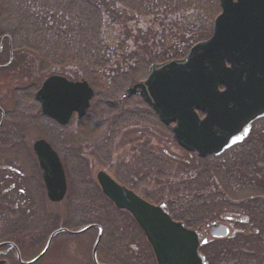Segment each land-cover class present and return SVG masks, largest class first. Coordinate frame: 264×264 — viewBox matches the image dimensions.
I'll return each mask as SVG.
<instances>
[{
	"label": "trees",
	"instance_id": "1",
	"mask_svg": "<svg viewBox=\"0 0 264 264\" xmlns=\"http://www.w3.org/2000/svg\"><path fill=\"white\" fill-rule=\"evenodd\" d=\"M5 1L3 0V3ZM213 1V6L217 7L219 11V0ZM204 8L203 0H8L4 6L0 5V24L5 26V31L11 33L15 50L18 46L19 52H17L20 55L24 51L23 49L28 50L31 60H27V62L23 60V65L33 64L32 59L35 57L37 69L41 74L45 73L46 75L61 70L60 68L67 72L68 68L71 70L74 67L78 72L77 78H86L90 82L94 88V96L86 115L76 119V121L79 127H83V124H86L84 123L85 120L90 119L91 114H93L95 126L88 134L91 135L90 138L74 137L72 139L74 141L73 152L76 150L78 154L75 152L74 154L79 157L82 153L80 148H88L95 154H99L98 157H103L101 159H107L111 151L114 152L115 139L121 131L134 128L139 123L141 125L148 123L152 126H162L156 117L157 120H146L142 115L134 112L116 118L122 115L124 111L127 112L131 106H140L136 96H126L119 102L108 104V109L111 111L107 112L112 114L105 113L100 120L96 118L102 112V108L97 107L102 99H116L123 92L124 87L139 80L138 76L134 75L136 63L141 62L146 56L149 67L157 59L163 57L157 56L153 50L159 51L160 49L163 51V46L170 47L169 42H164V40L159 42L154 38L156 30L153 32L151 29L153 38H146L144 34L146 32L141 30L142 18H151L162 14H180L189 25L185 27L178 23L179 25L174 26L181 27L180 31L183 34L189 31L195 32L189 39L184 38V41L193 43L204 37H201V30L189 28L195 24L191 22L199 20L201 9ZM122 14L130 20H128L129 22L114 20L115 24L118 25L117 27L135 28L127 34L129 36L122 37L118 41V47H113L104 38L107 18L113 20ZM150 23L154 24V21H150ZM159 24L162 25L163 23L160 22ZM171 24L173 25V23ZM165 25L157 29L158 32L163 34L170 32L171 29L167 30ZM169 39L174 41V45L180 37L174 33V35L169 34ZM128 41L132 44L127 43ZM143 42L147 43L144 44ZM171 56L173 55H170L169 58ZM93 71L98 74L95 76L89 74ZM31 95L30 101L34 102ZM132 98L133 100H131ZM141 104L144 106V103L141 102ZM30 109H32L31 105ZM48 121L52 123H50L52 127L58 128L56 134L53 135L54 133H52L49 138L54 144L56 143L53 139L62 136L65 130H68L69 133H75L72 129L71 131L68 129V125H58L52 120ZM100 123L104 124L101 125ZM257 124L264 127V117L258 120ZM98 125L100 128L105 127V129L99 130ZM67 137L68 135H65V140ZM150 142L147 140L142 143V150L134 161L137 164L120 169L124 172V175L119 176L120 180L131 187H138V184L141 181L144 183L145 178L149 176L155 180V183L159 182L157 170L161 167L166 170L171 165L167 159L154 150ZM258 145H260V140L258 137H253V131H251L247 138L236 145L237 149L242 147L246 148L245 150H240L239 153L234 154L232 147H230L220 155H208L203 158L211 166L214 164L215 166L223 165V162H228L233 158V168H229L226 175L235 186L231 185L232 188L229 192H232V196H237L236 193L241 190L250 191L251 193L245 196L246 198H228L222 191L218 192L213 188L212 176L204 171L196 173L190 180L182 179L180 181L175 192L179 194L177 198L180 200L179 204L177 203L180 206L179 210L166 203V207L173 218L181 220L188 227L193 228L202 226L203 222L207 223L211 219H217L220 213L224 211L225 213L231 211L240 213L242 216L247 215L251 218L256 230L250 235L239 232L235 236L213 239L214 242H211L213 244L212 252L206 253L208 264H264V188L260 185L262 180L259 182L260 178L264 177V168L259 170L254 168L257 161L255 159L258 158L256 156L258 151L255 149ZM223 158L226 160H222ZM80 165H82L83 172H86L84 178L83 176L78 178ZM71 167L73 168L74 184H76L78 192L82 194V198L86 200L88 210L96 213V215H92L97 220L98 217L104 220L105 222L100 221V223L104 228H107V224H112V221L110 218L107 219L106 215H100L99 212L107 207H115L102 194L97 182L90 176L86 157L83 155L82 158L80 157L79 163H76L75 166L72 164ZM149 169L150 171H148ZM152 169L154 175L151 174ZM224 169L227 168L222 167L223 172ZM222 174L220 172L219 176L225 183L226 176ZM169 190H171L169 194L175 191L170 187ZM88 192L94 194L93 199L91 195L85 196V193ZM155 196L161 198L158 193ZM83 204L78 206L79 213L85 212L84 209L87 208L86 206L83 207ZM132 221L140 230L136 222L133 219ZM145 247L146 250L141 252L142 256L145 255L152 264H156L149 244L146 243Z\"/></svg>",
	"mask_w": 264,
	"mask_h": 264
},
{
	"label": "rangeland",
	"instance_id": "2",
	"mask_svg": "<svg viewBox=\"0 0 264 264\" xmlns=\"http://www.w3.org/2000/svg\"><path fill=\"white\" fill-rule=\"evenodd\" d=\"M5 2L8 3V0ZM5 2L3 3V0H0V5L4 6ZM203 3L205 4V8L201 9V16L198 18L199 20L197 22H191L195 24L189 28H197L201 30V37L204 36L203 39H205L208 37V34L212 33L214 21L213 17L217 13L218 8L213 6V0H211V2L210 0H203ZM117 19L120 21L130 20L129 18H126L124 14L117 16L113 20L107 18L104 38L106 42L113 47H118V41L122 37L129 36L127 34L135 28L129 29L127 27L124 28L123 26L117 27L118 25H116L114 21ZM150 21H154V24H151ZM160 22L163 23L162 25L166 24V29H171V31H164V34L158 32L157 29L162 26L159 24ZM186 22L187 21L184 17L180 16V14H162L151 18L143 17L141 20V30L146 32L144 33L146 38H153L151 29L153 32L156 30V35L154 36L156 40L159 42L163 40L164 42H169L168 45H170V47L163 46V51L160 49L159 51L153 50L157 56L161 55L163 56L162 58L165 57V59H168L170 55H173L171 57H181L186 53V48L188 49L189 47L187 46L191 43L184 41V38L189 39V37L195 33L193 31H189L183 34L182 31H180L181 27H175L178 23L182 26L188 27L189 24ZM171 23H173V25ZM143 24L146 25L144 26ZM4 28L5 26L0 24V35H11V33L9 31H5ZM174 33H176L180 39L173 45L174 41L169 39V34L174 35ZM127 43L132 44L129 41ZM143 43L146 44L147 42ZM17 47L16 50L15 47H13L14 54L11 55L9 61L6 62L7 47L3 46L0 63H5L6 65L0 64V105L3 108H6L9 112L18 111L16 109L14 110L17 105L20 109L24 107L28 110L31 118L28 116L29 119L26 120V123H24V120H19L21 118L15 115L7 119V122L12 125V128L18 127V131L20 132L22 129L24 133L22 132L17 135L14 130L11 132V130H9L10 126H7V124L0 130V165L10 164L17 170L16 172L14 169L9 167H3L4 169H2V166H0V225L5 223L13 224V226H10L9 229H6V227L5 231H0V239L11 238L14 240L33 242L34 246L29 248V250L26 249L24 252L28 257L40 251L49 232L57 226H68L71 229H75L85 225L86 223L95 222L101 225L100 221L105 222L104 220H101L100 217H98L97 220V218L92 215H96V213L91 212L90 209L88 210L86 200L82 198V194L78 192L77 186L74 184L73 168L71 166L72 164L75 166L76 163H79L80 157L82 158L83 155L86 157L88 162V172L94 180L96 179L95 174L99 169H104L116 179H120L119 176L124 175V172H122L123 170L121 171L120 169L137 164L134 161H136V156L142 150V143L150 140V145L153 146L154 150H156L163 158L167 159L171 165L166 170L163 169L164 167L157 170L159 182L155 183V180L149 176L145 178L144 183L141 181L140 184H138V187L135 186L134 188L142 196L150 197V199L154 201L163 200L173 206L174 209L178 208V210L180 206L177 205V203L180 202V200L177 199L179 194L175 192L178 189L180 181H182V179L190 180L196 173L199 172L202 173L205 171L208 175H211L214 182L213 188L218 192L222 191L228 198H246L245 196L251 193L250 191L241 190L239 193H236L238 194L237 196H232V192H229L232 188L231 185L233 187L235 186L232 181L228 180V175H226L229 168L231 169L232 167L233 158L228 162H223L224 166H215L214 164L213 167L208 165V163H206L203 159L204 157H201L195 152L186 150L180 146L173 137L171 126L165 125L161 122L162 126H152L148 123L147 125H141L139 123L134 128L121 131L115 139V150L114 152L111 151L110 156L107 157V159H101L103 157H98L99 154L97 155L91 151V149L85 147V149L80 148V151L82 150V156L78 155L79 157H76L74 152L76 154L78 153L76 150L73 152L74 147H72V145L74 144V141H72V139L74 137L90 138L91 135L88 134L95 126L93 123L94 116L91 114V120H85L84 123L86 124H83V127H79L77 125L76 118L73 116L72 121L68 124V129L70 131L72 129L75 133H69L68 130H65L64 134L68 135L67 140H65L64 134H62V136H58L59 138L56 137L53 139L56 143V148L58 147L62 153L58 152L61 160L66 166L65 170L68 181V191L63 200L59 202L50 201L43 188L40 171L31 146L35 139L41 137L49 139L51 137L50 135L54 132L52 128L49 129L46 125L44 126L40 121L33 118L36 111L34 109L29 110V106L25 102L27 99H24L23 101L21 98V95L24 92L22 87L25 85L30 86H28L29 91L25 94L27 98L30 97V94H32L33 90L38 87L39 83L45 77V73L41 74L38 71L35 57L32 59L33 64L27 63L23 65V60L27 62V60H31V57H29L30 55L26 49H23L24 51L21 52L20 55ZM162 58L157 59L155 63L165 60ZM60 69L61 70L53 71L51 73L65 74L71 79L78 77V72L74 67L71 70L68 68L66 70L67 72H64L62 68ZM148 69V61L145 56L141 62L136 63V67L134 69L136 72L134 75L138 76V79H143L146 76ZM89 74H93V76H95L98 73L93 71V73ZM124 91L125 89H123V92ZM126 96L129 95L125 94L120 101ZM110 100L115 99H102L101 103H98L97 107L102 108V112L96 117L98 120H100L102 115L108 113L107 111H111L108 109V104H113L115 102H109ZM131 100H133V98ZM130 109H132V111H130ZM139 109V105L131 106V108L127 109V112L124 111L122 115L116 118L122 117L131 112L139 114ZM108 114L111 115L112 113ZM86 117L89 118V116ZM258 120L260 119L254 121L250 130L253 131V137H258V140H260V145H258L255 149L258 151L256 155L258 158L255 159L257 160L255 163L256 166L254 167L256 170L264 168V127L259 126L258 124L256 125ZM98 127L100 128V125H98ZM101 129L104 130L105 127H102L99 130ZM249 134H251V132ZM236 145L232 146L234 154L239 153L240 150L246 149L242 147L237 149ZM222 160L226 159L223 158ZM222 167L227 169H224L223 172ZM154 169L156 170V168ZM148 171H150V169ZM220 172L226 176L225 183H223L219 176ZM152 173L153 169L151 170V174ZM85 174L86 172H83L82 165H80L78 167V178H80V176H83L84 178ZM259 182L264 188L263 176L260 178ZM11 184L12 187H10ZM6 187H8L7 192L10 191L11 194L2 196L1 193L4 191L2 189H5ZM169 187L175 190L173 191L174 193L172 192V194H169L171 191L169 190ZM21 188L25 189L24 193L19 192ZM89 193L90 192L85 193V196L88 197L91 195L93 199L94 194ZM156 193L161 195V198H157L155 196ZM82 204L83 207L86 206L87 208L84 209L85 212L79 213L78 206L80 207ZM104 204L106 205V202ZM218 207H220L219 204ZM102 210V212H99L100 215H106L107 219H111L112 224H107V228H104L103 225H101L103 227V237L97 251L98 259L102 262H114L116 264H152L148 259H146L145 255L142 256L141 252L146 250L145 244L147 242L141 231L134 225L131 217L129 216L130 214L125 210L115 209L113 207H107ZM5 211H11L10 215H7V213L5 214ZM2 213H4V215H2ZM217 220L219 222L226 223L230 228L229 234L223 238L235 236L239 232L244 233L245 235H250L254 232V230H256L251 218L247 215L242 216L240 213L232 211L225 213L224 211L220 213ZM209 221H207V223L203 222L202 226L200 225L197 227V230L201 233V235L203 237H207V241L204 244L205 246L200 249L206 259V253L212 252L213 244H211V242H214L213 239H218L211 236L208 224ZM96 233V228H90L81 233L59 232L52 239L50 249H48L46 255L39 263L94 264L91 260V249ZM217 246H219V244H217Z\"/></svg>",
	"mask_w": 264,
	"mask_h": 264
},
{
	"label": "water",
	"instance_id": "3",
	"mask_svg": "<svg viewBox=\"0 0 264 264\" xmlns=\"http://www.w3.org/2000/svg\"><path fill=\"white\" fill-rule=\"evenodd\" d=\"M220 6L207 40L193 44L183 59L152 66L142 82L123 94L140 93L163 123L174 122L171 129L177 143L199 156L218 153L240 140L249 121L264 114V0H220ZM92 95L87 80L58 73L47 75L34 93L42 113L61 124L73 112L81 117ZM197 110L205 115L199 117ZM33 152L48 198L62 199L67 185L58 153L45 138L34 141ZM96 180L117 208L135 218L157 264H207L198 250L207 237L199 239L198 231L173 219L163 201H148L104 169L96 172ZM91 227L98 228L91 250L95 264H116L97 260L101 227L95 223L74 230L56 228L41 253L28 262L44 254L56 233H80ZM209 229L213 237L229 233L228 225L216 220L209 222Z\"/></svg>",
	"mask_w": 264,
	"mask_h": 264
},
{
	"label": "flooded vegetation",
	"instance_id": "4",
	"mask_svg": "<svg viewBox=\"0 0 264 264\" xmlns=\"http://www.w3.org/2000/svg\"><path fill=\"white\" fill-rule=\"evenodd\" d=\"M3 46L4 47H7V49H6V51H7V60H6V62H7V61H9L10 56L14 54V50H13V47H14L13 46V40H12V37L10 35H8V34H2V35H0V57H1L2 53H3ZM0 64L6 65L5 63H0ZM28 86L29 85H25L24 87H22V90L24 91L23 92L24 94L22 93V96H21L22 100L24 101V99H27V100H25V102L29 106L28 109L30 110V105H31L32 109H34L36 111V113L34 114V117L33 118L34 119H37L38 121H40L44 126L46 125V127H48L49 129L52 128L54 134H56V131L58 130V128L55 127V126L52 127L50 125L51 122H49L48 120H52L55 123H57L58 125H68L72 121L73 116H74V118L79 119L84 114H86V113H84L81 117H78L77 114L74 113L72 115V117H70V120L68 121V123L61 124V123L57 122L56 120L52 119L51 117H48L44 113H42L41 108H40V102L37 99H35V97H34V93H35V91L37 90L38 87L35 90H33L32 95H31V97L33 98V100H34L35 103L32 102V101H30V97L27 98V96H25V94L29 91L28 90L29 89ZM135 95L138 98V101L140 103V106H139L140 107V109H139L140 110L139 111L140 113L139 114L142 115L146 120H152V119L153 120H157L156 119L157 118L156 113L153 111V109L150 107V105H148L144 101L142 95L140 93L135 94ZM119 101L120 100L116 101V99L113 100V102H119ZM109 102H112V101H109ZM141 102L144 103V106L145 107L141 104ZM15 109L18 110V111L9 112V111L6 110V108H3L0 105V130L2 129V127H4L7 124V126L8 125L10 126L9 127L10 129L9 130H11V132H12V130H14L15 133L18 135L19 133H22V132L24 133V131H22V129H21L20 132H19L18 131L19 130L18 127L17 128H12L11 127L12 125H10L7 122V119L10 118V117H12L13 115H15V116H19L21 118L19 120H24V123H26V120L29 119L28 118L29 112L24 107H22V109H20L18 105L14 108V110ZM198 114H199V116L201 118L204 116V112L202 110H201V112L199 111ZM263 117H264V114H261V116H259V117L257 116L254 119H251L249 121V123H248V129H249V126L250 125L251 126L253 125V123H254L255 120L261 119ZM41 119H44L45 121L44 120H41ZM27 124H28V122H27ZM251 128H250V130H251ZM46 139L52 144V146L55 148V150L57 152H59V150L56 148V145L52 142V140H50L48 138H46ZM32 146H33V143H32ZM32 146H31V149H32V152H33V147ZM18 147H23V146H18ZM34 157H35V155H34ZM35 160L37 162L36 157H35ZM11 162H13V161H11ZM62 164H63L64 172H65V175H66V170H65L66 166L64 165L63 161H62ZM37 165H38V162H37ZM0 166H2V169H4L3 167H5V168H8L9 167V168L14 169V171L17 172V170L13 166H11L10 164L0 165ZM38 168H39V165H38ZM39 171H40V169H39ZM40 176H41V172H40ZM66 179H67V176H66ZM41 181H42V184H43V188L45 190V186H44V182H43L42 176H41ZM67 183H68V181H67ZM10 187H12V184L10 185ZM7 189H8V187H6L5 189L4 188L2 189V190H4L1 193L2 196L7 195V194H11L10 191L7 192ZM19 192L24 193L25 192V189H22L21 188L19 190ZM16 193H18V192H16ZM8 210H9V208H8ZM4 213L5 214L7 213V215H10L11 211H5ZM4 213H2V215H4ZM10 226H13V224L5 223V224L0 225V231H5V228L7 227L6 229H9ZM66 227H68V226H66ZM56 228H54L53 230H55ZM102 229H103V227L101 226V238L99 240L98 247L100 246V242H101V239L103 237V230ZM53 230H51L49 232V234L47 235V238L49 237L50 233ZM55 235H57V234H55ZM54 236H53V238H54ZM47 238H46V241H45L43 247L40 249V251H38V253H36V254H34V255L30 256V257H28L27 255H25L24 252H25L26 249L29 250V248H31V247L34 246V243L33 242H30V241H21V240H14V239H11V238L0 239V260H4L5 261V263H0V264H36V263L38 264L40 262V260H42V258L46 255L48 249H50L53 238L51 239V242H50L48 248L46 249V251L44 252L43 255H41L40 257H38L36 260H34L31 263H29L28 261H31L32 259H34L36 256H38L41 253V251L44 249V247H45V245L47 243ZM98 247H97V251H98ZM97 258H98V254H97ZM91 260L95 264V262L92 259V255H91ZM100 262H102V261H100Z\"/></svg>",
	"mask_w": 264,
	"mask_h": 264
}]
</instances>
